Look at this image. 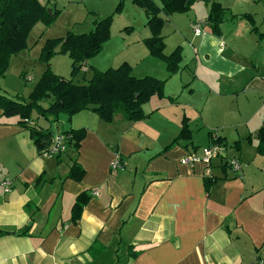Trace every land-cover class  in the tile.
Masks as SVG:
<instances>
[{"label":"crops","instance_id":"crops-1","mask_svg":"<svg viewBox=\"0 0 264 264\" xmlns=\"http://www.w3.org/2000/svg\"><path fill=\"white\" fill-rule=\"evenodd\" d=\"M131 1L121 15L130 10L146 20L144 10ZM213 1L237 16L221 25L220 37L204 25L201 35H194L192 25L204 23L208 15L202 2L185 14L166 17L161 32L165 50L184 49L181 69L171 78L159 60H150L155 58L143 44L146 29L124 37L123 29L111 26L103 49L115 48L118 55H109L110 67L126 62L136 78L157 73L169 78L167 97H152L143 105L141 121L128 122L117 114L105 123L87 110L48 123L33 114L30 125L41 130L85 133L78 148L70 143L58 156H42L29 130L0 110V231L26 233L0 237V264H102L106 259L115 264L120 252L121 264L264 261V155L257 153V132L264 128V0ZM134 31L141 34L132 38ZM43 36L30 34L27 49L11 58L10 65L21 58L35 68L37 77L24 65L17 67L27 82L36 83L43 73L38 59ZM142 45L137 61L125 57ZM101 66L88 60L77 80L89 79L90 69ZM183 118L191 140L167 148ZM209 132L220 138L228 157L239 160L241 175L235 177L216 160L209 169L215 181L205 190L203 164L185 166L180 160L193 150L185 145L206 146ZM116 153L124 166L113 171ZM74 164L84 171L80 181L68 178ZM4 181L8 192L1 186ZM85 191L90 199L71 223L75 198ZM94 242L103 249L95 257L88 251ZM130 251L137 255L130 258Z\"/></svg>","mask_w":264,"mask_h":264},{"label":"trees","instance_id":"trees-1","mask_svg":"<svg viewBox=\"0 0 264 264\" xmlns=\"http://www.w3.org/2000/svg\"><path fill=\"white\" fill-rule=\"evenodd\" d=\"M198 1L203 2L209 9L203 25L214 36H221L222 24L237 18L213 0H132L135 6L144 10L147 17L146 25L150 36L144 39V46L149 55L165 63L170 74H175L181 69L182 53L179 46L168 55L164 52L165 44L161 32L166 23V17L187 13ZM122 10L123 5L119 1L114 13L119 14ZM57 15V11L49 9L47 4L39 0H0V78L9 68L11 58L27 49L28 37L33 28L37 24L42 25L43 28L49 27ZM248 21L252 27L251 30L254 31L253 21L250 18ZM111 22L112 17L108 16L95 20L93 30L88 33L67 32L63 37L47 39L38 57L39 61L45 64V70L30 94L21 102L0 95L2 116L17 118V123L29 130L30 138L39 152L50 147L54 134L50 129L41 130L36 125L31 126L30 120L33 114L42 117L48 123H55L61 115H65L69 120L75 114L88 110L105 123H111L117 114H121L128 122H137L146 117L142 110L143 104L152 97H163V81L149 76L143 78L132 76L131 66L126 62L105 71L91 68L89 79L85 80L83 76L82 81L77 80L78 76L84 72V63L96 56L109 40ZM130 30L131 28H124L123 31ZM59 54L67 55L71 60L69 78L53 74L49 70L50 60ZM66 133L71 135V141L68 144L71 143L74 148H78L80 141L84 138V131L69 130L62 134ZM213 136L212 132L208 133L209 141ZM257 138V153L264 155V128L258 130ZM188 140H191V132L188 120L183 118L179 134L167 148L179 141ZM215 141L221 142L219 137H216ZM189 145L184 146L185 149H193L189 153L200 151ZM83 175V169L74 164L70 168L68 178L80 181ZM214 181L211 177L204 178L205 190H208ZM89 199L87 191L75 198L71 209V223H75L80 218L83 207ZM7 234L25 235L26 233L0 231V237ZM88 251L95 257L103 249L94 242ZM136 255V252L130 251L129 257L134 258Z\"/></svg>","mask_w":264,"mask_h":264},{"label":"rangeland","instance_id":"rangeland-1","mask_svg":"<svg viewBox=\"0 0 264 264\" xmlns=\"http://www.w3.org/2000/svg\"><path fill=\"white\" fill-rule=\"evenodd\" d=\"M39 1L43 4H47L49 9L53 11H57L58 15L53 21V23L47 28H43L42 25L37 24L31 31L32 37H36L40 35L41 33L42 35H44L43 36L44 39L47 40V39H52V38H57V37H63L67 32H71L74 34L88 33L91 30H93L94 21L101 19L99 15H103L104 16L103 18H106L108 16L112 17L111 26H113L112 28L114 31L117 29L124 30V28H131V30L128 31L130 33L133 30L142 32L143 29H146L150 36L149 29L146 25L147 19L143 21V19L134 16L132 12L130 13V10H126L123 15H121V13L119 14L114 13V9L116 5L119 3V1L122 2L123 8H124L128 5L130 0H39ZM198 2H201V1H198ZM131 4H133L132 1H131ZM135 8H137V6ZM117 15H121V17H118ZM164 27H167V25ZM123 30H122L123 36L127 37L129 33ZM146 30L144 32L146 35H148ZM133 34L135 35L132 38H134L136 35H139L141 33H137L136 31H134ZM141 50H144L143 45L140 46L139 51L126 52L125 57H130L129 59L131 61H137V59H139L138 55L141 53ZM114 51H115V48H107V49L102 48V50L96 56H94L93 58L89 60L99 61V64L102 65L101 66L102 69H100L99 71H104L110 68H116L118 66L110 67L111 60L109 58V55H111L112 57H116L118 55V53L114 54L115 53ZM170 51L171 50H169V48L166 49L165 54L168 55ZM181 53L182 54L184 53V49H182V47H181ZM52 59L50 60L49 70L53 74L67 77L68 71L70 72L71 70V60L68 58V56L59 54V55H55ZM20 60L22 59L17 58L15 61L11 63V65L9 64L10 65L9 71H7L5 77L0 79V95L5 96L16 102L23 101L24 98H26L30 94L29 93L27 96H25L23 93H26L30 89H33L34 84H36V83L27 82L22 76L19 75V73H17V67L20 65L22 66L24 65V68H23L24 70L30 71L31 69V67L27 66L28 65L27 62L20 61ZM150 60H159V59L155 58V59H150ZM154 62H157V61H154ZM158 62L162 63L165 66V72L167 74V77L169 78H171L172 76H174L180 71L179 70L175 74H170L166 69L165 63L161 60H159ZM31 70L32 72H34V74L37 77V71L35 70V68H32ZM44 70H45V64H44ZM62 73H66V75L64 76V74ZM155 75H157V77H153V78L159 81H163V97L159 99L165 100V98L167 97L166 84L169 78L167 79L166 77L164 79H161L160 74L157 73ZM149 77H152V76H149ZM143 105H142V110H143ZM205 176L206 177L211 176L209 170L207 171L205 169ZM116 253L117 252H115V254ZM122 258H123L122 253L120 252L115 258V264H121V262L123 261ZM107 261H109V259L104 260L102 264H106Z\"/></svg>","mask_w":264,"mask_h":264},{"label":"built area","instance_id":"built-area-1","mask_svg":"<svg viewBox=\"0 0 264 264\" xmlns=\"http://www.w3.org/2000/svg\"><path fill=\"white\" fill-rule=\"evenodd\" d=\"M256 1V0H253ZM202 27L203 23H194L192 25L193 33L195 36H199L202 33ZM26 79V78H25ZM28 80H30L28 78ZM214 135L213 138L209 141V143L200 148V151L191 152L185 154L181 160L180 164L185 166H194L196 164H203L205 169L208 171L212 165V162L219 160L221 161L225 166H227L235 177H240L241 175V165L237 158L235 157H228L226 152V147L216 140V135L214 132H212ZM71 141V135L70 134H62V133H56L53 135L51 145L47 150H44L41 152L42 156H58L61 153H63L66 148L67 144ZM124 163L121 160L119 154H115L114 160L110 164L111 170H119L123 168ZM1 186L4 188L5 192H8L10 190L9 182L4 181L1 183ZM93 195H97L96 192L92 193ZM256 264H264V261L260 260Z\"/></svg>","mask_w":264,"mask_h":264}]
</instances>
